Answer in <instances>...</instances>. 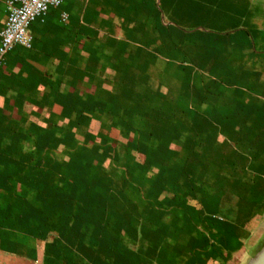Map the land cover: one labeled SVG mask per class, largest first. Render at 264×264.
<instances>
[{"label": "crops", "instance_id": "1", "mask_svg": "<svg viewBox=\"0 0 264 264\" xmlns=\"http://www.w3.org/2000/svg\"><path fill=\"white\" fill-rule=\"evenodd\" d=\"M28 31L0 59V264H246L264 0H61Z\"/></svg>", "mask_w": 264, "mask_h": 264}, {"label": "built area", "instance_id": "2", "mask_svg": "<svg viewBox=\"0 0 264 264\" xmlns=\"http://www.w3.org/2000/svg\"><path fill=\"white\" fill-rule=\"evenodd\" d=\"M61 0H6L7 18L0 29V59L14 45L30 47L28 25L43 14L49 6H58Z\"/></svg>", "mask_w": 264, "mask_h": 264}, {"label": "water", "instance_id": "3", "mask_svg": "<svg viewBox=\"0 0 264 264\" xmlns=\"http://www.w3.org/2000/svg\"><path fill=\"white\" fill-rule=\"evenodd\" d=\"M246 264H264V244L261 248L252 256Z\"/></svg>", "mask_w": 264, "mask_h": 264}]
</instances>
